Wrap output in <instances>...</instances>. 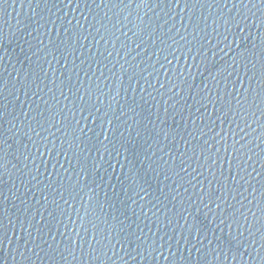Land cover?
Masks as SVG:
<instances>
[{
  "label": "water",
  "instance_id": "95a60500",
  "mask_svg": "<svg viewBox=\"0 0 264 264\" xmlns=\"http://www.w3.org/2000/svg\"><path fill=\"white\" fill-rule=\"evenodd\" d=\"M0 264H264V0H0Z\"/></svg>",
  "mask_w": 264,
  "mask_h": 264
}]
</instances>
